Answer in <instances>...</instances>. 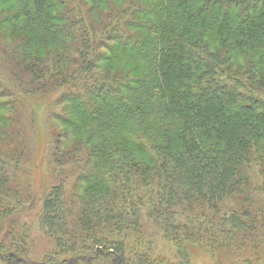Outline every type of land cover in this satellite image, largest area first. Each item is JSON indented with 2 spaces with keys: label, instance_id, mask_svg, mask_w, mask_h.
I'll return each instance as SVG.
<instances>
[{
  "label": "trees",
  "instance_id": "obj_1",
  "mask_svg": "<svg viewBox=\"0 0 264 264\" xmlns=\"http://www.w3.org/2000/svg\"><path fill=\"white\" fill-rule=\"evenodd\" d=\"M0 55V264L36 198L39 264H264V0H0ZM62 90L41 197L20 105Z\"/></svg>",
  "mask_w": 264,
  "mask_h": 264
},
{
  "label": "rangeland",
  "instance_id": "obj_2",
  "mask_svg": "<svg viewBox=\"0 0 264 264\" xmlns=\"http://www.w3.org/2000/svg\"><path fill=\"white\" fill-rule=\"evenodd\" d=\"M1 58V55H0ZM6 74L4 67H2L0 59V78L6 82ZM3 85V84H2ZM62 91H54L52 94H45L43 96H28L23 98V103L20 108L24 112L23 121L26 122L30 137V151H31V168L33 167L34 175L31 184L34 186V191L38 192L41 197L44 193L50 191L55 184H57L56 174H53L49 162L48 156L50 154V147L47 144L49 138L53 139L54 131L58 133L60 130L56 127L55 122L56 113H61L62 106L58 104ZM22 99V98H21ZM29 165V164H28ZM25 203L15 207L17 213L20 216L19 224L21 229L29 228L28 231V244L26 245L27 253L31 264H39L44 262L51 254L57 250L55 248L54 241L48 237L46 231L40 224V218L43 212V203L39 198L34 200H25ZM7 220V217H6ZM149 231H154L153 227L149 228ZM14 237H17L16 232H12ZM24 237V236H23ZM22 235H19V242ZM26 240V241H27ZM131 242H134L131 240ZM156 247L151 248L154 256L165 260L166 263L177 264L175 253L164 247L162 240H153ZM22 244V243H21ZM60 260H64L70 257V254L64 256H56ZM94 264H111L105 259H92ZM192 262L194 264H214L209 254L200 248L192 249Z\"/></svg>",
  "mask_w": 264,
  "mask_h": 264
}]
</instances>
